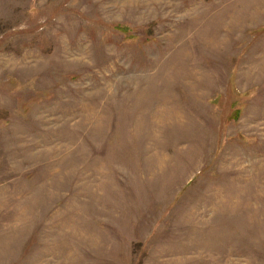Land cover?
Segmentation results:
<instances>
[{
  "label": "rangeland",
  "instance_id": "374dc122",
  "mask_svg": "<svg viewBox=\"0 0 264 264\" xmlns=\"http://www.w3.org/2000/svg\"><path fill=\"white\" fill-rule=\"evenodd\" d=\"M0 264H264V0H0Z\"/></svg>",
  "mask_w": 264,
  "mask_h": 264
}]
</instances>
